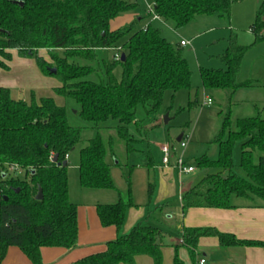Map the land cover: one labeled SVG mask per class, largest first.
Instances as JSON below:
<instances>
[{"label":"trees","instance_id":"trees-1","mask_svg":"<svg viewBox=\"0 0 264 264\" xmlns=\"http://www.w3.org/2000/svg\"><path fill=\"white\" fill-rule=\"evenodd\" d=\"M151 1L154 12L177 29L198 15L228 16L232 4L239 0ZM136 5L137 0H0V66L8 68L9 50L33 57L43 74L59 79L54 93L75 101L77 114L88 123L71 125L65 105L57 104L52 96L15 99L8 88L0 86V259L10 246L19 247L32 264H43L44 246L75 248L78 223L77 204L69 199L70 153L81 144L77 165L81 186L119 192L111 166L128 165L124 161L137 150L135 145L147 140L148 129L143 121L159 113L165 92L170 90L174 97L177 91L190 87L191 71L180 46L170 43L158 29L151 24L146 30L136 27L137 19L110 29L112 19ZM263 12L264 0L250 26L255 41L264 39ZM117 47L125 55L123 60L108 56L107 52ZM247 48L231 33L220 55L224 67L200 68L203 86L232 91L252 86V80L237 81ZM41 49L48 50L50 62L38 54ZM118 66L119 77L114 73ZM50 67L56 73L50 72ZM140 110L142 118L138 117ZM109 120L115 123L108 125ZM229 121L228 112L213 139L217 157L204 154L196 158L197 167L212 171L181 194L183 210L230 208L234 196L259 199L264 206V154L256 162L253 159L255 150L264 153V112L238 118L234 130L229 129ZM85 127L94 129L95 134L84 141ZM238 140L245 176L233 171L232 153ZM11 165H18L21 171L9 173ZM147 166H152L149 155ZM154 187L153 182L148 183V203ZM39 191L41 198L37 197ZM131 206L135 204L130 186L127 199L98 203L101 225L114 226L119 234L105 242L103 250L73 264H134L135 257L142 254L149 255L153 264H162L166 232L152 224L150 217L165 204L153 207L144 220L122 234L126 211ZM202 236L217 237L222 247L264 249V241L239 239L215 228H183L182 244L192 257ZM177 247L173 246V264H184Z\"/></svg>","mask_w":264,"mask_h":264},{"label":"rangeland","instance_id":"rangeland-1","mask_svg":"<svg viewBox=\"0 0 264 264\" xmlns=\"http://www.w3.org/2000/svg\"><path fill=\"white\" fill-rule=\"evenodd\" d=\"M262 1H235L231 6L228 16H219L217 14L198 15L192 21L177 29L171 21H165L164 19L153 20L152 16L147 14L148 5L152 6L151 0H137L136 7L130 11L136 14L135 19L141 17L137 21V27L140 24H151L152 27L158 29L161 35L176 47H179L181 40L187 42L186 46H180V49L191 71L190 87L177 91L174 97H172V92L167 90L164 94L159 113L143 121L148 129L146 143L149 145L156 163L159 162L158 144L171 140L174 142V147L177 150L176 155H184L186 163L195 167L194 172L182 175L183 185L190 179L199 180L206 173L212 171L210 168L197 167L196 158L204 154L212 159L217 157V144L213 139L219 132L222 120L228 112L230 113L229 129L231 130L236 129L238 118L250 117L263 114L264 112V39L255 41L254 35L250 30L255 13ZM231 33L236 35V40L240 45L248 47L237 73V81L252 80L254 84L252 86L240 87L235 91L229 88H205L202 84L200 68L224 67L220 55L223 53ZM113 52L114 49L109 50L107 52L108 56L112 57ZM38 54L43 56L47 62L51 61L48 50L41 49L38 51ZM24 58L33 59V57ZM11 61V59L7 60L8 63ZM21 65L17 61H13L12 70L15 71L17 68H21ZM8 70V68L0 66V71L6 72ZM3 72H0V76ZM26 72L28 73L27 70ZM120 72L121 68L119 66L116 67L114 73L117 77L120 76ZM47 76L55 85L60 84L59 79L55 75ZM26 80L27 84H35V78L32 76L30 80L28 78ZM13 81L15 83V79ZM50 96L56 97L59 104L65 105L68 122L71 125L86 126L88 124L77 114L79 106L75 101L65 99L53 92ZM18 98H20V95ZM208 98L211 100V103L203 105V102ZM179 108L181 109L179 110ZM165 115L169 119L167 123H164ZM138 117H143L141 110L138 111ZM114 123L113 120H109L107 124L113 125ZM131 131H133V128H131ZM94 134L95 130L92 128L85 127L82 129L84 141L91 138ZM181 134L186 143L184 148L179 147L176 140ZM146 143L140 142L135 145L137 150L130 153L126 161H124L128 165L111 166L112 179L121 192L123 199H127L128 186H130L134 202L138 200L148 201L146 198L148 181L158 186L159 169L157 167L148 168L147 157L141 152L142 147L147 148ZM80 146L81 144L70 153L68 160V173L70 177L69 199L75 203H83L86 199L82 194L79 195L80 190L84 189L74 182L78 173V168L76 169L74 165L75 160L78 158ZM262 154L264 153L255 150L253 154L254 162ZM109 160L111 162V159ZM232 161L234 165L233 171L241 176H245V172L240 166L239 140L235 142L233 147ZM173 182L175 185L178 184L176 179ZM108 193L117 194V191H108ZM256 200L260 201L259 199Z\"/></svg>","mask_w":264,"mask_h":264},{"label":"crops","instance_id":"crops-1","mask_svg":"<svg viewBox=\"0 0 264 264\" xmlns=\"http://www.w3.org/2000/svg\"><path fill=\"white\" fill-rule=\"evenodd\" d=\"M130 11L124 12L112 19L110 21V29L115 30L133 22L136 14ZM140 19L141 17H138L137 21ZM145 25L140 24L139 28H143ZM9 52L11 53L10 59L12 61L10 63L6 61L8 71H0L3 72L0 76V86L8 88L12 98L17 99L19 95H22L25 100L29 101L32 95L38 99L42 96H50L52 92L54 93V88L58 85H55L52 80H49L47 75L40 71L34 58L20 57L16 50H9ZM13 61L22 64L21 68L15 70L16 72L12 70ZM30 74L35 78L34 85L31 83L27 84L26 79L30 80ZM14 79L16 84L13 81ZM52 97L59 104L56 97ZM166 142L174 146V142L171 140ZM157 151L159 162L156 163L149 145L147 144V148H141V152L147 158L148 155L151 157L152 166L148 168L157 167L159 169L158 186L154 183V193L149 203L145 200L134 202L132 198L135 206L128 207L120 233L129 232L135 224L144 220L151 208L158 204H165L162 210L154 211L150 217L152 224L163 228L166 232V245L162 247V264H173L174 245H178L177 254L184 264H264V249L262 247H222L215 236L200 237L195 254L193 257L191 256L189 249L182 244L183 228L210 227L220 232L233 234L239 239L264 241V206L256 199L234 196L231 199L233 207L230 208L189 207L183 210L180 196L185 190L196 183L198 179H190L183 185V174L179 175L172 167L177 156V150L172 154L170 165L168 166H163L162 152L158 146ZM77 165L78 158L75 160L74 165L76 169L78 168ZM175 179L178 182L177 185L173 182ZM69 180L68 173V187ZM74 182L84 189L80 190L79 195L82 194L86 198L85 202L76 203L78 223L77 246L71 250L63 247H42L41 258L43 264H73L86 255L103 250L105 242L114 239L119 234L114 226H102L96 211L98 203H113L122 197L119 189L117 188L119 191L117 194H109L108 191L114 192L117 190L83 187L79 183L78 173ZM201 259H204L203 263H200ZM0 264H32V262L19 247L10 246L5 256L0 259ZM134 264H153V260L146 254L137 255L134 259Z\"/></svg>","mask_w":264,"mask_h":264},{"label":"built area","instance_id":"built-area-1","mask_svg":"<svg viewBox=\"0 0 264 264\" xmlns=\"http://www.w3.org/2000/svg\"><path fill=\"white\" fill-rule=\"evenodd\" d=\"M147 14H150L152 16L153 20L160 18L159 15L154 12L153 4H152V6L148 5ZM146 28H147V25H145L143 27L144 30H146ZM186 44H187V42L184 40H181L179 42V46H181V47L186 46ZM120 57H121L120 47L114 48L112 58L114 60H119ZM210 103H211V100L208 98L207 101H205L203 104L208 105ZM178 144L181 148H184L186 146V143L183 140V137L178 141ZM158 147L162 152V164H163V166L170 165V158H171L172 154L176 151V148L168 142L160 143V144H158ZM172 167L177 171V173L179 175L188 174V173H191L194 171V167L192 165H188L186 163L184 155H182V154H180V156L175 157V160L172 164ZM8 171H9V173H13V172L18 173L21 170H20L18 165H11V166H9ZM203 262H204V259H201L200 263H203Z\"/></svg>","mask_w":264,"mask_h":264},{"label":"water","instance_id":"water-1","mask_svg":"<svg viewBox=\"0 0 264 264\" xmlns=\"http://www.w3.org/2000/svg\"><path fill=\"white\" fill-rule=\"evenodd\" d=\"M0 31H2V30L0 29ZM124 56H125L124 53H122L121 54V60L124 59ZM49 71L52 72L53 74L56 73V69L55 68H49ZM20 98H23V96L20 95ZM167 121H168V118H167V115H165L164 116V123H167ZM181 137H182V134L177 137V141H179L181 139ZM53 160H56V156H54ZM37 197L41 198V191H39Z\"/></svg>","mask_w":264,"mask_h":264}]
</instances>
